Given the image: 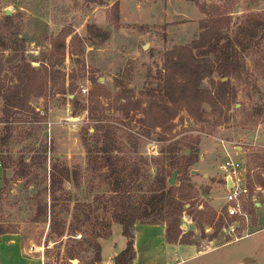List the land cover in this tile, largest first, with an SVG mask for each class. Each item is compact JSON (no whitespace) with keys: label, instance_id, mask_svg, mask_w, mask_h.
<instances>
[{"label":"rangeland","instance_id":"rangeland-1","mask_svg":"<svg viewBox=\"0 0 264 264\" xmlns=\"http://www.w3.org/2000/svg\"><path fill=\"white\" fill-rule=\"evenodd\" d=\"M114 1L0 0V37L6 36L8 41L5 49L0 43V85L13 81L14 65L21 56L36 67L50 58L56 70L54 88L30 98L38 112L13 113L11 135L0 147V221L12 222L18 230L9 232L17 235L0 236V264H41L38 255L49 264L66 263V250L73 245L80 255L71 263L89 260L83 230L90 224L81 223L72 237L82 243L66 235L59 238L49 234L48 220L43 215L37 218L36 208L38 202H49L45 187L49 163L57 160L77 171L76 179L66 180L58 192L65 193L56 200L59 216L68 223L73 212L82 216L84 208L93 221L96 212H101L94 196L106 192L105 168L89 160L90 155L100 158L101 153L87 152L96 124H104L109 131L115 146L112 154L127 166L128 184L136 197L157 187L162 177L188 196L185 199L192 212L183 211L181 227L197 247L168 245L161 264H264V191L257 190L256 221L229 233L223 208V171H217L215 163L209 172L199 159L239 158L246 163L249 180L264 185L259 179L264 180V39H254L237 54L240 71L228 78L235 91L228 109L215 111L203 103L202 119L181 110L171 128L162 131L144 124L140 111L119 107L124 97H159L165 50L197 37L201 20L221 15L224 19L216 25L231 35L243 19L264 18V0H118L117 18ZM199 4L205 5L208 14ZM63 26L80 39L67 45L63 55L53 56L50 38ZM219 44L201 52L217 62ZM213 76L219 77L217 73ZM63 83L65 92L56 91ZM208 84L204 79L203 85ZM73 95L75 107L70 100ZM2 105L0 96V134ZM193 150L198 153L195 162L185 173L177 169L170 183L171 160L182 159ZM21 163L24 174L17 172ZM220 216L226 229L211 235ZM237 235L240 237L235 239ZM123 239L121 224L113 222L111 233L101 239L104 257ZM46 246L49 253L44 255Z\"/></svg>","mask_w":264,"mask_h":264},{"label":"trees","instance_id":"trees-1","mask_svg":"<svg viewBox=\"0 0 264 264\" xmlns=\"http://www.w3.org/2000/svg\"><path fill=\"white\" fill-rule=\"evenodd\" d=\"M118 4V0L113 2L116 18L118 17ZM199 7L208 14L205 5L199 4ZM222 19L224 17L221 15H211L204 18L200 21L201 29L197 37L183 44H174L171 48L165 50L161 64L162 83L159 97H124L119 107L125 111L130 109L140 111L142 114L141 120L144 124L149 127H160L162 131L165 127L171 128L173 125L172 120L181 110H185L194 118L202 119L203 103H207L215 111L223 108L228 109L235 97V91L229 86L228 78L231 74L238 75L240 71L237 54L250 45L254 39H264V18L247 19V21L243 19L231 35L224 34L216 25ZM98 30L103 31L99 27ZM67 37L68 42L66 41ZM78 39H80V36L77 33L70 27L63 26L50 38L52 46L50 54L58 57L60 54L63 55L67 45H74ZM218 42L220 43L218 48L219 58L216 62L210 55L201 51L204 47L215 46ZM0 43L3 45V49L7 48V37H0ZM194 49H200L198 50L199 53L195 52ZM55 71L50 58L39 67L32 65L23 56L16 62L12 75L13 81L0 85V96L3 99L1 120L4 121L3 130L0 134V147L7 143L11 135L9 123L11 124L10 118L13 113L18 111L38 112L31 105L30 98L42 96L47 89L54 88ZM213 73H217L219 77L215 78ZM204 79L209 80L208 85H203ZM65 90V84L63 83L56 91L65 92ZM70 100L75 107L77 103L75 95ZM72 111L76 114L75 109ZM99 121L100 119L97 120V123ZM92 135H94V141L87 145V152L92 154L95 151L101 153V155L100 158H96V156L92 158V155H90L89 160L96 162L98 168H105L102 172V178L107 183L106 192L94 196L96 206L100 207L101 212H96L93 221H91L90 211H85L84 208L82 216L73 212V218L68 223L59 216L56 209V200L61 195L65 196V193L58 192L63 190V183L66 180L76 179L77 171L75 168H70L66 163L52 160L49 163L48 181L45 186L48 189L49 202H38L36 208V217L43 215L44 220H48L49 234L59 238L66 235L68 239L82 243L72 237L81 228V223L87 222L90 224L86 231L83 230L86 234L83 241H86L88 247L85 249L90 251L91 254L88 256L89 260H84L81 264L100 263V239L111 233L113 222L121 224L122 234L126 237L124 247L113 256L115 264H133L135 248L132 229L136 222H163L167 241L196 244L194 240L188 238V234L181 227L183 211L192 212V209H189L191 203L186 202L185 199L188 196L182 193L181 188L175 184H167L166 178L162 177L157 187H153L146 193L136 197L128 184L127 166L121 160L122 158H114L115 155L112 154L115 146L112 145L109 131L105 128V125L96 124ZM83 140H85L84 137ZM197 157V150H193L182 159L171 160V169H178L180 172L185 173ZM24 169L25 167L21 163L17 172L24 174L26 172ZM259 179L264 181L261 176H259ZM2 187H0V190ZM62 198L65 199V197ZM198 212L201 214L202 210L199 209ZM223 219L220 216L214 222L215 229L211 235H215L217 230L226 226ZM227 220H230V218L228 217ZM255 221L256 215L253 211L252 222ZM15 225L12 222L0 221V236L3 233L17 232ZM244 226L243 222L236 229L239 231ZM73 246L66 250L69 257L68 262L58 263V261H54L51 264H73L71 259L80 255L79 251L75 250ZM47 252L49 253V246L45 247L44 255ZM44 264H49V262L44 261Z\"/></svg>","mask_w":264,"mask_h":264},{"label":"built area","instance_id":"built-area-1","mask_svg":"<svg viewBox=\"0 0 264 264\" xmlns=\"http://www.w3.org/2000/svg\"><path fill=\"white\" fill-rule=\"evenodd\" d=\"M82 91L86 87L81 85ZM223 174L225 192L223 195L224 212L230 220L224 229L230 233L244 222V228L251 224L253 217V206L256 204L257 190L264 191V185L260 182H251L247 176V166L239 158L228 156L220 164ZM243 228V229H244ZM240 236H235L238 239ZM102 264H115L113 259L105 260Z\"/></svg>","mask_w":264,"mask_h":264},{"label":"crops","instance_id":"crops-1","mask_svg":"<svg viewBox=\"0 0 264 264\" xmlns=\"http://www.w3.org/2000/svg\"><path fill=\"white\" fill-rule=\"evenodd\" d=\"M228 146H225L226 151L228 152ZM203 163L204 168L208 171L215 169L214 164L216 163V170H222L220 164L224 158H219V161L214 160V158H199ZM209 171V172H210ZM259 204V203H258ZM257 204V205H258ZM112 226V225H111ZM133 244L135 248V256L133 258V264H161L165 257V249L168 245H184L186 247L196 246L194 243H185V242H169L165 237V224L163 222H136L133 225ZM17 235L13 233H3L2 235ZM1 235V236H2ZM102 239V238H101ZM100 239V243H101ZM126 237L119 245V247L112 251L110 256L107 258L102 254V243H101V261L99 264H102L105 260L113 259V256L124 247ZM41 260V264H44L43 257L38 255ZM241 264V263H239Z\"/></svg>","mask_w":264,"mask_h":264},{"label":"water","instance_id":"water-1","mask_svg":"<svg viewBox=\"0 0 264 264\" xmlns=\"http://www.w3.org/2000/svg\"><path fill=\"white\" fill-rule=\"evenodd\" d=\"M144 46H147V43H145ZM176 172H177V169H174L173 172H172V174H171V176L169 177L168 180H169L170 183H173L174 182Z\"/></svg>","mask_w":264,"mask_h":264}]
</instances>
